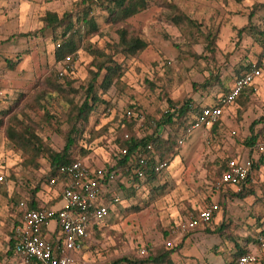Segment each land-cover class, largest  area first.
I'll list each match as a JSON object with an SVG mask.
<instances>
[{"label": "rangeland", "instance_id": "rangeland-1", "mask_svg": "<svg viewBox=\"0 0 264 264\" xmlns=\"http://www.w3.org/2000/svg\"><path fill=\"white\" fill-rule=\"evenodd\" d=\"M263 3L148 0L144 9L116 21L107 9L90 0H0V168L6 177L0 188V264H15L9 245L22 215L19 202H28L34 191L57 189L45 184L50 164L47 152L40 151L32 161L35 150L31 147L63 149L75 112L72 107L84 99L90 71L95 69L90 50L117 42L120 28L143 38L147 47L130 55L118 54L122 76L108 90L98 89L105 102L85 128L84 136L91 141L83 139L73 150L74 157L94 167L114 162L125 111L143 110L147 120L157 121L173 104L179 106L189 99L194 105L207 104L225 94L249 62L260 61L262 75L227 107L216 130L189 131L177 152L168 155V164L156 179L136 187L126 175L117 174L110 188L121 203L112 206L100 230L91 232L81 258L88 264H111L122 257L145 259L161 248L173 247V258L187 264H229L242 248L256 254L253 264H264V251L254 240L264 230V140L259 138L254 147L248 144L251 123L264 117ZM88 8L97 31H90L83 20ZM47 11L59 16L71 12L73 20L80 19L73 35L76 50L69 54L71 68L64 76L59 72L65 63L55 56L61 28H42ZM251 12L252 27L244 31ZM10 61L16 63L14 68ZM50 79L61 83L63 90L54 91ZM68 80L71 85L66 84ZM101 80L102 75L98 83ZM13 114L19 116L20 132L25 126L30 130L23 141L7 136ZM133 129L144 135L153 127L146 123ZM163 134L170 136L168 129ZM231 156L247 157L258 165L243 191L231 186L215 188L221 163ZM215 201L220 210L210 222L186 232L175 230L176 223L189 213Z\"/></svg>", "mask_w": 264, "mask_h": 264}, {"label": "trees", "instance_id": "trees-1", "mask_svg": "<svg viewBox=\"0 0 264 264\" xmlns=\"http://www.w3.org/2000/svg\"><path fill=\"white\" fill-rule=\"evenodd\" d=\"M147 2L148 0H90V3L98 4L104 9H107L116 21L125 20L127 17L135 14L141 9H144L147 6ZM89 15L90 9L88 8L87 10H84L83 20H86V22H88V29L90 31H97L98 24L93 19V17ZM252 17L253 12L249 14L248 24L243 27L244 31L248 30L249 27H252ZM79 21V18L77 20H73V14L71 12H65L62 16H59V14L55 11H47L43 16V29L49 28L56 30L57 28H61V42L57 43L60 45H57V47L55 48V56L57 60L62 59L64 61L67 55L75 52L76 46L73 40V35L78 31V25L80 24ZM253 27L257 29L256 26ZM258 32L262 34L261 31ZM117 33L119 36V40L107 45L109 51H107V48L105 47L90 50L95 58L92 61V65H94L95 69L90 71L92 74V78L88 82L84 99L81 102L74 104L72 107V110H75V112H73L72 124L67 133V139L63 149L61 151L45 150L41 144H38L36 146L33 145L31 147L32 151L35 150L32 156V161H35V159L39 156L40 151H46L47 156L49 157V172L47 173L45 184H50V179L52 177L60 175L59 169L61 165L71 163L77 159H80L78 157H74L73 150L76 143L80 142L83 139H86L88 142L91 141V138H85L84 136L85 128L89 124L90 116L97 111L99 104L105 102L99 95L98 89L103 88L104 91L108 90L112 85L114 79L120 78L122 76L123 64L116 59V56L118 54H134L138 51L144 50L147 47V41H145L138 35L130 33V31L126 28L118 29ZM261 41L263 42L261 46H263L264 37ZM8 63L11 68H14L16 65L15 62L10 61ZM256 63L259 67H262L260 61H257ZM251 65L252 62H249L244 67H242L241 71L238 72V75L236 77L240 76L242 72L250 68ZM101 75L102 80L98 83L99 77ZM51 80L52 79H50L49 81L52 83V88L54 89V91L63 90L61 83H59L55 79L53 81ZM66 84L71 85L72 82L68 80ZM229 89L230 88H228L225 93H227ZM247 89L249 88H246L241 92L236 101L245 94ZM219 101L220 98L218 97L215 103H220ZM18 104L19 101H17L14 106H18ZM193 104L194 102L191 99L182 102L179 106L173 104L172 110H168L167 112L162 113L160 119L156 121L155 125L147 124V126H152L153 130L150 134L144 135H141L137 131L138 129H136V131L135 129H133L138 126L137 119L135 116L128 117L127 111H125L124 117L121 120V131L123 133L118 137L119 152L115 155L114 162L109 163L108 165L103 167L106 173L115 171L116 176L117 174H124L126 175L125 177L127 178V180L133 185H136V187L139 186V183L141 182L144 183L156 179L160 171L155 170V164L158 160L164 162L171 152H177L176 149L180 145L179 140L181 138H185L187 136V133L189 132L190 124L193 118L192 110H201L203 107L208 105L199 103L194 105V107L192 108ZM8 110H12V108L5 109L3 111V115H7L9 112ZM11 117L12 118L8 120L9 123L6 128L7 136L11 141H15L16 139L17 141H23L25 139V134L27 132H30V130L27 126H25L24 128H22V130L25 131L20 132V130L17 128V126L21 123L18 114H13ZM258 122H263V126L256 130L255 126ZM2 123L3 122H1L0 120V124ZM221 123L222 119L214 123L209 129L212 131L216 130L218 125ZM165 129H168V133L170 134V136H164L163 132ZM250 129L252 131V134L251 137L248 138V144L252 145L251 147H254L256 145V141L259 138H262L264 140V117L259 120H254L250 125ZM91 132L93 133V130ZM126 134H128L129 136L126 137ZM147 144H152L153 150L148 152V162L147 164L143 165L137 157V151L140 148L146 147ZM124 148H127V154L122 153V150ZM232 157L235 156H231L225 160V163H221L223 168L219 177L229 169L228 160ZM250 160L252 161V159ZM82 161H84V159ZM252 166L254 170L258 165L256 162L252 161ZM140 167L145 169V176L143 178L138 177L137 172L135 171ZM251 176L252 174H250L247 182L249 181ZM5 181L6 178L1 184L0 188L3 186ZM247 182L242 184V191L244 190ZM36 194L37 192L34 191L31 199L27 202L28 206L31 208L38 206ZM244 195L245 194L241 193V196ZM15 223L16 225L19 224L20 218ZM254 240L255 242H257V235L255 236ZM14 243L15 239L13 237L11 238L9 245L10 255H12V252L14 251ZM175 250L176 249L173 247L161 248L155 254L145 259L132 260L127 257H122L115 259L111 264H122L123 262H126L128 264H187L186 262H182L173 258V253L175 252ZM246 252V250H243L241 248L236 254L235 258L237 259L238 256ZM235 258L232 259L229 264H235Z\"/></svg>", "mask_w": 264, "mask_h": 264}, {"label": "built area", "instance_id": "built-area-1", "mask_svg": "<svg viewBox=\"0 0 264 264\" xmlns=\"http://www.w3.org/2000/svg\"><path fill=\"white\" fill-rule=\"evenodd\" d=\"M261 53L264 55V44ZM71 61V55H67L64 60L65 65L59 72L60 76H64L67 69L71 68ZM261 75L262 67H259L256 62L252 63L250 68L234 79L229 91L219 97L220 103L208 104L201 110H192L193 118L189 131L200 127L210 128L221 120L226 106L233 104L244 89L255 85ZM127 116H135L139 127L145 126L146 123L156 124L155 120H147L142 110H127ZM183 141L184 138L179 140L180 143ZM152 150V144H147L146 147L137 151L141 164H147L148 152ZM127 152V148L122 150L123 154ZM166 166V161L158 160L154 168L156 171H161ZM228 166L229 169L216 181L215 188L220 190L231 186L239 191L242 184L247 182L250 174L253 173L252 161L238 156L232 157L228 160ZM135 171L138 177L145 176V169L140 167ZM59 173V176L50 179V185H61V207L50 208L38 205L31 208L24 200L18 204L22 215L20 223L14 230V252L17 264H88L81 255L87 246L91 232L94 229H100L109 217L112 206L121 203L120 196L110 189L116 178L115 171L106 173L103 167H94L77 159L61 165ZM5 178L0 168V186ZM219 210V203L212 202L177 222L175 230L180 232L193 230L210 222ZM51 222H54L53 227ZM257 246L264 251V230L257 234ZM256 261V254L247 251L238 256L235 264H253Z\"/></svg>", "mask_w": 264, "mask_h": 264}, {"label": "crops", "instance_id": "crops-1", "mask_svg": "<svg viewBox=\"0 0 264 264\" xmlns=\"http://www.w3.org/2000/svg\"><path fill=\"white\" fill-rule=\"evenodd\" d=\"M9 1H20V0H9ZM27 1H29V0H27ZM34 1H41V0H34ZM233 83H234V81H233ZM233 83L231 84V86L233 85ZM231 86L229 88H231ZM216 100L217 99H215L214 101H210L207 104L215 103ZM230 105H232V104H230ZM230 105L226 106V108L224 110L223 118L226 116L227 107H229ZM223 118H222V120H223ZM235 157H237V156H235ZM238 157H240V158L243 159V157H241V156H238ZM244 159H250V158H247L246 157ZM54 186H57V189L56 190L48 191L46 193L43 192L42 190L39 191V192H37V194H36L37 205L45 206V207H50V208H59V207H61V205H62V193H61L62 190H61V185L60 184H57V185H54ZM11 256L13 257V260H14L15 264H17V262H16V256H15V252L14 251L12 252V255Z\"/></svg>", "mask_w": 264, "mask_h": 264}]
</instances>
